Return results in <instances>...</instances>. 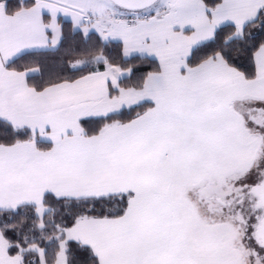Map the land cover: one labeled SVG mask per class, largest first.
I'll return each instance as SVG.
<instances>
[{
	"label": "snow or ice",
	"instance_id": "obj_1",
	"mask_svg": "<svg viewBox=\"0 0 264 264\" xmlns=\"http://www.w3.org/2000/svg\"><path fill=\"white\" fill-rule=\"evenodd\" d=\"M0 264H264V0H0Z\"/></svg>",
	"mask_w": 264,
	"mask_h": 264
},
{
	"label": "trees",
	"instance_id": "obj_2",
	"mask_svg": "<svg viewBox=\"0 0 264 264\" xmlns=\"http://www.w3.org/2000/svg\"><path fill=\"white\" fill-rule=\"evenodd\" d=\"M66 31H67V29L68 28H70L71 27V25H70V23H67L66 22ZM63 49H61V51L59 52V53H52V54H50V56H49V63L51 64V65H56L57 63H59V61H60V58L63 56Z\"/></svg>",
	"mask_w": 264,
	"mask_h": 264
}]
</instances>
